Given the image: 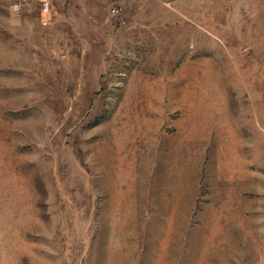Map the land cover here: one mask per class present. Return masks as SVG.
I'll return each instance as SVG.
<instances>
[{
  "label": "rangeland",
  "instance_id": "374dc122",
  "mask_svg": "<svg viewBox=\"0 0 264 264\" xmlns=\"http://www.w3.org/2000/svg\"><path fill=\"white\" fill-rule=\"evenodd\" d=\"M19 2L0 264H264V0Z\"/></svg>",
  "mask_w": 264,
  "mask_h": 264
},
{
  "label": "built area",
  "instance_id": "2783aa9c",
  "mask_svg": "<svg viewBox=\"0 0 264 264\" xmlns=\"http://www.w3.org/2000/svg\"><path fill=\"white\" fill-rule=\"evenodd\" d=\"M40 3V15L42 16V22L46 23L49 20V14L52 9V4L54 0H38ZM21 7V3L19 0H14V4L12 5L13 10H19ZM118 11L117 7H115L112 12Z\"/></svg>",
  "mask_w": 264,
  "mask_h": 264
}]
</instances>
